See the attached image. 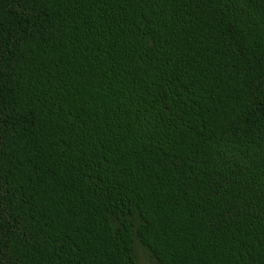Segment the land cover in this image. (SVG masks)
I'll use <instances>...</instances> for the list:
<instances>
[{"label":"trees","instance_id":"trees-1","mask_svg":"<svg viewBox=\"0 0 264 264\" xmlns=\"http://www.w3.org/2000/svg\"><path fill=\"white\" fill-rule=\"evenodd\" d=\"M264 264V0H0V264Z\"/></svg>","mask_w":264,"mask_h":264},{"label":"rangeland","instance_id":"rangeland-1","mask_svg":"<svg viewBox=\"0 0 264 264\" xmlns=\"http://www.w3.org/2000/svg\"><path fill=\"white\" fill-rule=\"evenodd\" d=\"M134 241L133 251L136 260V264H157L146 251Z\"/></svg>","mask_w":264,"mask_h":264}]
</instances>
